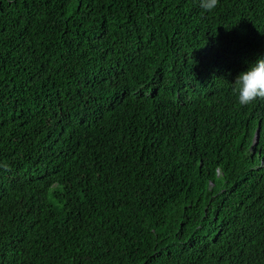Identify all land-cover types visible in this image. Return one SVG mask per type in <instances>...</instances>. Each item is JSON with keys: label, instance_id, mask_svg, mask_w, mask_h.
Returning <instances> with one entry per match:
<instances>
[{"label": "trees", "instance_id": "trees-1", "mask_svg": "<svg viewBox=\"0 0 264 264\" xmlns=\"http://www.w3.org/2000/svg\"><path fill=\"white\" fill-rule=\"evenodd\" d=\"M260 56L264 0H0V264H264Z\"/></svg>", "mask_w": 264, "mask_h": 264}, {"label": "clouds", "instance_id": "clouds-1", "mask_svg": "<svg viewBox=\"0 0 264 264\" xmlns=\"http://www.w3.org/2000/svg\"><path fill=\"white\" fill-rule=\"evenodd\" d=\"M217 4L218 0H200V6L205 11H212ZM232 84L241 106L250 105L257 99L264 98V56L250 62L247 68L236 76Z\"/></svg>", "mask_w": 264, "mask_h": 264}, {"label": "water", "instance_id": "water-1", "mask_svg": "<svg viewBox=\"0 0 264 264\" xmlns=\"http://www.w3.org/2000/svg\"><path fill=\"white\" fill-rule=\"evenodd\" d=\"M258 139H259V125H258L257 130H256L255 135H254V141H255L254 144L255 145H256Z\"/></svg>", "mask_w": 264, "mask_h": 264}]
</instances>
